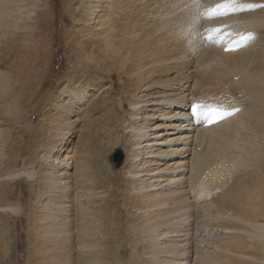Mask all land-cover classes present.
Returning a JSON list of instances; mask_svg holds the SVG:
<instances>
[{
	"label": "bare ground",
	"instance_id": "1",
	"mask_svg": "<svg viewBox=\"0 0 264 264\" xmlns=\"http://www.w3.org/2000/svg\"><path fill=\"white\" fill-rule=\"evenodd\" d=\"M17 1L0 0V36H8L0 44V121L32 123L36 116L26 109L46 100L39 139L21 168V146L10 142L14 131L0 130V211L16 213L24 203L26 215L18 221L27 229L26 264H115L124 251L113 243L127 237L136 250L144 236L164 231L177 236L154 243L159 251L150 244L145 249L151 253L136 250L131 262L184 264L190 243L199 241L187 232L194 203L212 210L215 220L225 218L217 227L229 236L213 241L219 252L191 264H264V37L257 36L264 32V7L197 23V0H75L65 9L79 29L68 33L77 34L71 70L37 102L48 83L54 11L51 0H32L26 11L16 6L18 14L11 15ZM213 1L202 0L201 9ZM217 27L218 34H233L226 41L247 33L254 39L224 51L216 37L210 44L203 39L206 28ZM116 76H126L130 120L115 112L124 106L113 92L120 86ZM193 102L239 111L201 126L189 112ZM106 104L102 115H91ZM73 114L87 122L75 129ZM120 127L127 130L126 144ZM96 134H105L109 152L123 146L121 166L95 160L101 152L92 147ZM17 174L30 179L24 202L20 194L12 199L9 179ZM80 190L102 203L81 202L74 196ZM122 207L126 233L120 234L111 224L123 217ZM8 215L0 214V264L12 244Z\"/></svg>",
	"mask_w": 264,
	"mask_h": 264
},
{
	"label": "rangeland",
	"instance_id": "2",
	"mask_svg": "<svg viewBox=\"0 0 264 264\" xmlns=\"http://www.w3.org/2000/svg\"><path fill=\"white\" fill-rule=\"evenodd\" d=\"M31 1L32 0H25V1L18 0L17 2H15V6L13 9L14 10L17 9L16 6L25 5V7L23 8L22 11H26L29 8V2H31ZM132 1L134 3V0H131V2ZM210 1H213V0H210ZM214 1H217V0H214ZM51 2H52L51 4L53 7V11H54L53 12L54 25L52 26V30H51V32H52V43H53L52 44L53 45V48H52L53 56L51 59L50 71H49V74L47 76L48 83H47L46 87L44 89H42L43 91L41 90L40 91L41 93L39 92L40 94L37 93L38 94L37 95V102L41 101L42 98H44L43 100L47 99V96L50 95L57 88L58 85L61 84V78L63 77V75L67 71H69V69L71 70V65L69 64V57H71V55H72L71 49H73V44L75 43L77 34L75 36L74 34L71 35L68 33H73V32L76 33L77 30H79L78 27L76 29L73 20L66 13V10L68 7L70 8V5L72 8L75 7L74 6L75 0H73V1L72 0H51ZM14 10H13L11 15H13V14L17 15L18 14V10H15V11ZM258 35L264 37V32L258 33ZM7 41H8V36H6V35L4 36L1 34L0 44L5 46ZM5 70H6V68H5ZM102 75H103V73H102ZM102 75H99V76H102ZM105 75L106 74H104L102 76V78L105 79V81H108L109 78L106 77ZM196 75H197V72H194L193 78L197 77ZM123 78H121L122 79L121 80L120 78H117V76H116L114 79L115 81L120 83V86L117 89H113V92L115 95H117L120 102L124 105L123 107L118 106L119 109L115 110V112L119 113V116L122 120H124V119L130 120L131 118L129 117V113L131 112V109H130L131 107L128 105V101H129L128 99H130L131 97L127 95V91L124 92L122 89V83L126 79V76H123ZM192 82H193V80H192ZM44 103L46 104V100L44 102H40L37 105L35 104L33 107L31 106V107H28L26 109V113H27L26 115L29 114V115L36 116L34 120H33V117L30 118L31 120H33L32 123L30 121H28L27 123L17 125L18 123H11V122L6 123L3 121H0V130H3V129H6V130L9 129L10 130L11 129L12 130L11 132L14 131L12 137L10 138L11 139L10 142L15 143L16 147L21 146V150H19L21 157H20V162H19L18 168L22 167V160L26 156H28V153H30L32 151L33 146L35 145V142L39 139L38 133L36 134V131L39 130V125L44 120V118L42 116V112L44 111V110L42 111V108L44 107ZM84 106L85 105H82L80 108H83ZM108 106H109L108 104H106V106L103 105L101 108H99L94 113L91 112V115H93V114H95L96 116L102 115L103 111ZM71 116L72 117L70 119V122H72V121L75 122V126H76L75 129H77L78 126L81 125L84 121L87 122V118H85V117H82V116H79V117L76 116L75 117L74 114ZM77 117H78V119H76ZM121 122L123 123V121H121ZM121 125L123 126V124H121ZM122 128L121 127L119 128L120 132H118V133L119 134L121 133L120 135H122V137H123L122 141L124 144H126L124 141V137H125V133L127 130L124 128L122 129ZM18 130H23V132H19ZM104 135L105 134L102 135L103 137H101L100 134L99 135L96 134L93 136V144H92L93 149L101 150V152L98 153V156L97 157L95 156L94 158H95V160H97L100 163V165L105 167L108 164L112 169H116L114 167L115 166L114 155L117 154L118 152H120L122 154V160L120 163V166H121L124 163V153H123L124 149L122 148L123 146L121 145L119 148L116 147L112 151L109 152L110 145L105 140ZM74 138H76V137L74 136ZM81 143L82 142H80L79 145H81ZM119 145H120V143H119ZM192 146L193 145L191 144L190 147H192ZM199 147L197 149L198 151L200 150ZM22 151H24V152H22ZM105 151H107V152H105ZM101 160H103V161H101ZM246 172H248V170H246ZM185 173H187V174L189 173V171H187V168L184 170L183 174H185ZM246 175H247V173H246ZM29 181H30V179H26L23 174L14 175L11 179H9V182H10L11 186L13 187L12 199L15 200L14 202H17L15 198H17L19 196V194L22 195V201L23 202H24V200L26 201L28 199L27 194H29V186L27 183ZM3 182H4V180H3ZM3 182L1 181V184H3ZM106 184H109L108 185L109 188L112 187L111 183H106ZM166 188H167L166 186H162L157 191L165 190ZM221 189L222 188H220V187L214 188L213 189L214 192L212 191V193L218 194L219 192H221ZM83 193L84 192L82 190H80L76 194H74V196H76L77 199H79L81 202H90L93 200L95 205L102 203L100 201V197L98 195H96L92 198H87L85 196V194H83ZM19 204H20V207H19L18 211H16V213H10L7 210L6 211H0V214L9 213L6 220L10 225L11 232H10L9 238H10V243H12L11 244L12 246L10 245V248H9L10 250L8 249L9 251H7V255H5L4 264H26L27 263V258H28L27 229L25 227L24 222L18 221L20 218L25 217L26 211L24 210L25 207H21V206H23L24 203L19 202ZM76 204L77 203L74 202V205H76ZM122 209H123V215H122L123 217L118 218L116 221H112V224H111V225H114V227H117L118 230L122 231V232H120V234H122L123 232L126 233V231L123 230V228L126 227L125 223L123 222V219H126L125 212L127 210L124 207H122ZM193 211L194 212H192V216H191L193 219L192 220L193 225H190L191 227L190 226L187 227V229H188L187 232H188L189 237L193 238V237L197 236L199 241L197 243L193 242L192 245L190 243V247L188 248L189 257L186 260V262H184V264H186V263L191 264L190 262H193V259L196 256L206 255V254H215V253L219 252V248L214 246L213 241L216 239H219V238L225 239L227 236H229L227 233L222 231L221 228L217 227V223H218L217 221H219V220L221 221V220L225 219L221 215H220L219 219L217 218L216 220L213 219L212 217H209V216H212L211 215L212 210L206 209L204 211V208L202 207V203H196V204L194 203ZM208 212H210V213H208ZM207 216L209 217L208 219H207ZM182 227H184L183 224L180 226V228H182ZM196 227H197V229H196ZM164 233L165 234L161 235L160 237L144 236L139 241V243L136 245V250H138V253L139 252L151 253L152 251L150 249H145L146 245H148V244L154 245V243L155 244L160 243L164 239L171 237L173 235H176L175 233L170 234L171 232H169V231H164ZM126 238L127 237H123L121 240L117 241L116 244L113 243L114 246L119 251H121V250L124 251V254L122 256H120V255H117L118 257L116 256L117 258L114 261L115 264H134L133 259L131 262V256L134 253H137V251L132 249L131 245H129ZM200 238H202V241ZM17 242L22 243V246L20 248H16ZM123 245L124 246L126 245L127 248H124ZM159 246L160 245L155 246L156 249H152V250L159 251L158 250ZM174 253H179V252L176 250V252H174ZM159 257H160V255H159ZM173 262H174L173 264H178V262L176 260H173Z\"/></svg>",
	"mask_w": 264,
	"mask_h": 264
},
{
	"label": "snow or ice",
	"instance_id": "3",
	"mask_svg": "<svg viewBox=\"0 0 264 264\" xmlns=\"http://www.w3.org/2000/svg\"><path fill=\"white\" fill-rule=\"evenodd\" d=\"M202 0H197L196 6L200 10L197 23L201 22L203 19H212L218 16L227 15L233 12H239L247 9H256L259 7H264V5H257L253 3H240V0H222V2L215 4L213 7L207 9H201ZM207 33L208 39H212L214 35L221 32L220 28H206L204 30ZM225 35H233L232 33H227L218 36V39H224ZM254 39V33L241 34L238 40H235L228 46L226 50H232L233 45H243ZM235 111V110H234ZM192 113L198 119L207 120L208 123H214L217 120L223 119L225 116L231 115L232 113L223 110L215 106H205V105H192Z\"/></svg>",
	"mask_w": 264,
	"mask_h": 264
},
{
	"label": "water",
	"instance_id": "4",
	"mask_svg": "<svg viewBox=\"0 0 264 264\" xmlns=\"http://www.w3.org/2000/svg\"><path fill=\"white\" fill-rule=\"evenodd\" d=\"M121 160H122V154L120 152L114 155V162L116 166L120 165Z\"/></svg>",
	"mask_w": 264,
	"mask_h": 264
}]
</instances>
